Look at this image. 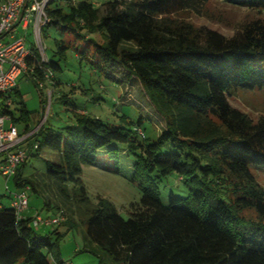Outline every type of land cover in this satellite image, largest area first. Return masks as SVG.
I'll list each match as a JSON object with an SVG mask.
<instances>
[{
	"label": "trees",
	"instance_id": "16d2710c",
	"mask_svg": "<svg viewBox=\"0 0 264 264\" xmlns=\"http://www.w3.org/2000/svg\"><path fill=\"white\" fill-rule=\"evenodd\" d=\"M201 1L113 0L106 12L90 0L46 3L42 33L45 25L79 37L84 30L102 32L104 43L91 40L101 67L109 74L118 70L127 83L140 82L166 121L155 141L138 133L144 118L135 123L122 116V125L116 126L80 112L66 135L43 127L34 135L41 144L29 150V159L42 146L55 150L58 156L46 161L47 172L75 185L76 202L90 203L83 167L97 166L101 151L117 160L119 154L134 158L131 181L143 197L130 218L104 198L89 210L86 238L112 264H264V187L251 172V166L264 167V117L255 122L229 100L238 91L264 90V0H228L263 14L232 38L171 19ZM67 51L62 44L58 54ZM28 65L36 83L53 81L46 65L61 70L58 61H41L38 52ZM20 96L15 89L13 107ZM20 108V118L6 105L2 110L17 125L29 121L22 102ZM30 131L27 125L21 133ZM20 170L13 178L17 188L36 192ZM173 175L189 195L171 193L166 205L159 185ZM57 189L64 199L67 186ZM247 211L256 217L246 216ZM61 239L57 229L37 230L32 218H18L0 202V264H58Z\"/></svg>",
	"mask_w": 264,
	"mask_h": 264
},
{
	"label": "rangeland",
	"instance_id": "374dc122",
	"mask_svg": "<svg viewBox=\"0 0 264 264\" xmlns=\"http://www.w3.org/2000/svg\"><path fill=\"white\" fill-rule=\"evenodd\" d=\"M79 2L82 0H72ZM96 8L106 12V4L113 0H90ZM130 2L132 0H120ZM136 1V0H133ZM263 14L257 10L235 5L228 0H202L191 9L171 15L177 22L192 25L194 28L213 30L226 38H232L244 25L250 24ZM80 37L71 32H64L61 27L45 25L41 35L46 47L47 58L58 61L60 71L46 65L49 73H54L53 81H46L45 87L24 74L18 81L20 97L12 107L16 118H20L21 102L29 112V121L17 123L20 131L27 125L30 130L43 127L66 135L68 127L76 123V113H86L105 122L121 126V117L137 123L144 118L142 130L150 141H155L166 129V121L149 102L140 82H129L118 70L111 71L101 67L100 58L91 40L102 44L106 41L102 32L89 33ZM18 36L26 38L28 47L36 48L35 26L32 24L26 31L19 27ZM65 44L68 51L64 56L58 54L59 46ZM111 75V76H110ZM113 77L124 79L117 83ZM136 81V80H135ZM51 93V94H50ZM130 94V95H129ZM51 95V96H50ZM129 95V96H128ZM230 104L246 113L255 122L264 117V90L238 91L229 98ZM123 103V104H121ZM27 123V125H26ZM41 144V137L32 138L24 149H32L36 142ZM113 144L112 146H116ZM35 152V151H34ZM57 152L41 147L25 165L21 166L24 178L33 181L36 192H29L30 210L22 216L40 213L46 217L65 210L69 223L61 224L44 231L58 230L62 234L59 244L58 264H112L110 256L95 243L86 238L89 210L96 206L100 198L112 202L119 213L126 219L134 212V206L141 204L143 193L138 184L131 181L134 158L119 154L118 160L107 152L98 154L97 166L84 165L82 180L86 187L90 203L75 201V185L62 178L49 176L46 161H54ZM4 157H0V202L9 204L12 194L18 190L13 178L9 180L1 174ZM118 161V163H116ZM121 169V173L117 169ZM251 172L264 187V167L251 166ZM67 186L64 199L57 186ZM163 202L168 205L171 193L176 197H187L189 192L177 175L163 179L160 183ZM256 217L252 211L245 213ZM56 264V263H55Z\"/></svg>",
	"mask_w": 264,
	"mask_h": 264
},
{
	"label": "built area",
	"instance_id": "2783aa9c",
	"mask_svg": "<svg viewBox=\"0 0 264 264\" xmlns=\"http://www.w3.org/2000/svg\"><path fill=\"white\" fill-rule=\"evenodd\" d=\"M48 0H0V157H4L1 174L8 180L18 174V169L29 159V150L23 146L39 132L41 127L22 134L12 122L11 117L3 113L4 105L12 108L14 103L11 95L18 88V81L24 74L31 75L28 61L38 52L41 61H47V53L42 41V26L47 20L45 7ZM34 24L36 34V48L28 47L26 38L18 36L19 27L28 30ZM45 87V82L37 80V85ZM51 94V93H50ZM51 96V95H50ZM142 138L146 134L138 129ZM39 148L33 146L32 151ZM31 188L28 186L18 189L12 194L11 207L18 218H25L22 214L29 210ZM67 221L65 210L56 215L42 216L37 213L32 218L35 229H50Z\"/></svg>",
	"mask_w": 264,
	"mask_h": 264
},
{
	"label": "crops",
	"instance_id": "0c3cea01",
	"mask_svg": "<svg viewBox=\"0 0 264 264\" xmlns=\"http://www.w3.org/2000/svg\"><path fill=\"white\" fill-rule=\"evenodd\" d=\"M18 89H19V85H18ZM17 126V125H16ZM18 127V126H17ZM21 132V131H20ZM11 203H12V199H10V201H9V204H6L4 201H2L1 202V205H3V206H7V207H11ZM29 206H30V203H29ZM29 210H30V207H29ZM49 216H52V214H50ZM25 217H27V218H33L34 216L32 215V214H30V215H27V216H25ZM41 230H47L46 228H43V229H41ZM72 264V263H71Z\"/></svg>",
	"mask_w": 264,
	"mask_h": 264
}]
</instances>
